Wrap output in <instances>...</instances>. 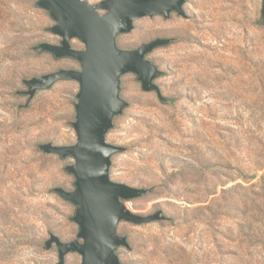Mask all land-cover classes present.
Instances as JSON below:
<instances>
[{
	"label": "rangeland",
	"instance_id": "1",
	"mask_svg": "<svg viewBox=\"0 0 264 264\" xmlns=\"http://www.w3.org/2000/svg\"><path fill=\"white\" fill-rule=\"evenodd\" d=\"M262 5L186 0L187 17L144 16L117 36L129 50L175 38L147 55L163 71L155 82L170 101L145 91L137 74H124L120 95L129 105L107 134L124 147L112 155L111 178L152 188L123 200L126 206L142 215L163 209L167 216L118 224L130 243L117 249L124 263L264 264ZM55 23L36 0H0V264H56L57 246L45 247L50 234L71 241L79 232L77 206L55 190L75 189L76 177L66 169L75 160L40 148L76 143L79 83L58 80L30 101L20 93L28 89L26 78L80 69L75 58L37 51L62 39L50 30ZM71 44L84 47L79 39ZM81 261L70 252L65 264Z\"/></svg>",
	"mask_w": 264,
	"mask_h": 264
},
{
	"label": "water",
	"instance_id": "2",
	"mask_svg": "<svg viewBox=\"0 0 264 264\" xmlns=\"http://www.w3.org/2000/svg\"><path fill=\"white\" fill-rule=\"evenodd\" d=\"M186 0H36V5L48 10L55 20L50 30L62 37L60 44L43 42L37 51L51 52L55 57H72L82 64L81 69L62 68L42 76L24 79L29 101L38 89L51 88L58 80L70 79L79 83L76 103L77 141L71 145L43 143L40 148L47 153L62 157L72 156L73 164L66 167L74 174L75 189L56 187L55 190L76 207L73 220L79 225L77 238L63 241L51 233L45 242L46 248L56 245L59 261L65 264L70 252L82 256L80 264H126L118 253L119 247L130 248L126 235L118 232V224L128 221L145 224L163 220L167 216L163 209L148 215L132 212L123 200L144 196L152 188L135 187L111 178L112 155L124 147L107 141V134L114 125V117L123 113L129 102L120 95L121 78L124 74H137L145 91H156L164 102L170 101L163 95L155 82L163 71L147 55L156 47L167 45L174 37H157L136 49H123L117 36L130 32L134 22L144 16L161 14L166 18L172 12L187 17ZM104 10L105 13H101ZM260 22L264 24V0ZM80 39L84 49L72 47L71 40ZM20 104L17 109L28 105Z\"/></svg>",
	"mask_w": 264,
	"mask_h": 264
},
{
	"label": "flooded vegetation",
	"instance_id": "3",
	"mask_svg": "<svg viewBox=\"0 0 264 264\" xmlns=\"http://www.w3.org/2000/svg\"><path fill=\"white\" fill-rule=\"evenodd\" d=\"M74 39H78V38H74ZM73 40V39H72ZM71 40V41H72ZM80 40V39H79ZM62 42V39H60V42L58 43V44H60ZM72 47H74V45L72 44ZM86 46H85V44H84V47L83 48H81V49H84ZM121 48V47H120ZM79 61V60H78ZM79 63H80V69L82 68V64H81V62L79 61ZM27 88H28V86H27ZM23 91H25V90H23ZM23 95H27L26 93H22ZM116 117V116H115Z\"/></svg>",
	"mask_w": 264,
	"mask_h": 264
},
{
	"label": "built area",
	"instance_id": "4",
	"mask_svg": "<svg viewBox=\"0 0 264 264\" xmlns=\"http://www.w3.org/2000/svg\"><path fill=\"white\" fill-rule=\"evenodd\" d=\"M131 206V205H130Z\"/></svg>",
	"mask_w": 264,
	"mask_h": 264
},
{
	"label": "trees",
	"instance_id": "5",
	"mask_svg": "<svg viewBox=\"0 0 264 264\" xmlns=\"http://www.w3.org/2000/svg\"><path fill=\"white\" fill-rule=\"evenodd\" d=\"M264 25V24H263Z\"/></svg>",
	"mask_w": 264,
	"mask_h": 264
}]
</instances>
